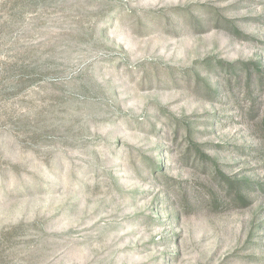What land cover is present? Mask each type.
<instances>
[{"label": "rangeland", "instance_id": "374dc122", "mask_svg": "<svg viewBox=\"0 0 264 264\" xmlns=\"http://www.w3.org/2000/svg\"><path fill=\"white\" fill-rule=\"evenodd\" d=\"M0 264H264V0H0Z\"/></svg>", "mask_w": 264, "mask_h": 264}]
</instances>
